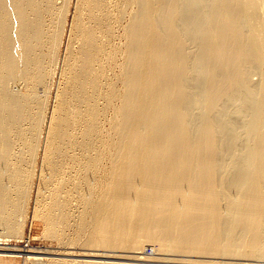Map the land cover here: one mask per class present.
<instances>
[{"label":"bare ground","instance_id":"6f19581e","mask_svg":"<svg viewBox=\"0 0 264 264\" xmlns=\"http://www.w3.org/2000/svg\"><path fill=\"white\" fill-rule=\"evenodd\" d=\"M36 182L70 264H264V0H0V257Z\"/></svg>","mask_w":264,"mask_h":264},{"label":"rangeland","instance_id":"374dc122","mask_svg":"<svg viewBox=\"0 0 264 264\" xmlns=\"http://www.w3.org/2000/svg\"><path fill=\"white\" fill-rule=\"evenodd\" d=\"M53 104L54 103L52 102L51 106H53ZM37 183L38 182H36V186H35V190H34V194H33V198H32L33 201L31 200V202H30L31 205H30V209H29L28 216L26 219L27 221H26L25 226L22 228V231L19 234L8 235L9 237H7L6 235H5L6 237L5 236L1 237V239H3L2 243H6V246H7L6 248H8L9 252H7V253L2 252L5 255L0 257V264H32L31 260H29V259H30V257H33V256L43 257L45 259L47 258L50 260H54L52 262L53 263L55 262L56 264H68V263L70 264L72 260L74 262H76L77 260H79V261L84 260L85 258L79 257L77 252L80 254L84 251H88L89 249L90 250L95 249V247L91 249L85 245H78V246H74L73 249H70V247L68 245H63V244L61 245L57 241L49 238L48 236H45V229H44V224H43L42 220H40L38 217H36L34 215V212H35L36 208L38 207V204L36 202V196H37V192H38ZM149 247H150V245H147L145 247L147 249H145L146 253H144L145 255L144 254L143 255L146 257L144 259L145 261L143 260V262H136V261H132V260L131 261L128 260L127 262L126 261H118V262H123L126 264L127 263H131V264H207L205 262L207 260H210L209 258H207L205 262H198L197 263L195 260H198L199 258H192L191 257V258H186V260H185V259H183L184 257H178V256L176 257V259L178 258V259H181L184 261H181L178 259L177 260L176 259L175 260H169V261H166L165 259L164 260L163 259L157 260L156 259L157 256L155 255L157 252L155 250H152V249H154V247L153 248H152V246L150 248ZM17 249H18V252H16ZM96 249H98V248H96ZM31 250L50 252V253H52V255L38 256V255H35L33 253L34 251L32 252ZM67 250H69V251H67ZM73 250L76 251V253H75L76 255L74 254V256L72 254L68 253V252H72ZM150 250H152V253ZM24 251H26V253ZM64 251H66V252H64ZM75 251H73V252H75ZM80 251H82V252H80ZM67 254H69L68 255L69 257L66 256ZM70 257H72L74 259H72ZM65 259L66 260L68 259V261L66 262ZM188 259H189V261H187ZM79 261H77V262H79ZM106 261H109V260H106ZM202 261H204V260H202Z\"/></svg>","mask_w":264,"mask_h":264}]
</instances>
